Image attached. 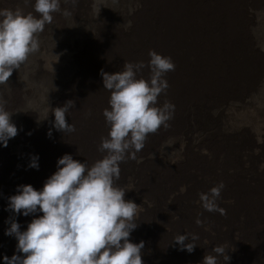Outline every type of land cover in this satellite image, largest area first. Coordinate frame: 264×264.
<instances>
[{
  "label": "bare ground",
  "instance_id": "1",
  "mask_svg": "<svg viewBox=\"0 0 264 264\" xmlns=\"http://www.w3.org/2000/svg\"><path fill=\"white\" fill-rule=\"evenodd\" d=\"M97 1L60 0L52 22L36 35L38 47L30 53L32 57L29 54L8 81L0 83V104L12 113V122L22 123L21 134L30 135L28 141H33L26 144L27 155L15 163L5 165V154L0 155V200L7 201V191L15 192L20 184L30 183L39 189L64 153L88 165L104 155L98 145L108 132L102 110L109 107L110 93L102 85L100 70L118 71L124 62L146 64L152 49L171 57L175 64V69L166 73L169 87L158 103L171 101L182 112L190 102L194 106L198 102L206 112L194 113L186 121L173 114L166 127L161 125L148 134L137 159L120 162L115 183H124L130 190L138 185L151 209L147 215L146 208L138 211L141 222L129 239L144 241L141 252L150 250L149 264H169V260L173 264H203L204 254L217 255V264H264V87L256 90L258 85L264 86L263 64L257 62L252 68L246 48L239 51L246 44L247 55L258 59L257 53L261 54L259 41L246 29L250 16L246 20L245 15L254 10L260 21L264 20V0H103L95 8ZM32 4L33 0H0V8L39 15ZM194 23L201 27L200 37L192 30ZM49 48L60 51L56 66L73 64L70 76L54 92L43 73L35 75L33 70V62L45 57ZM221 74L227 75L225 82ZM137 75L147 78L149 69L145 67ZM64 103L66 120L75 131L55 129L52 114L49 128H45L48 117L44 119L43 111ZM33 111L41 123L35 127L39 137L32 136L34 129L26 125ZM14 140H8L10 146ZM26 141L22 140L24 146ZM3 148L0 146L4 153ZM32 154L39 156L38 169L28 166ZM148 156L155 157V162L144 163ZM241 164H247L248 169L244 171ZM220 182L223 188L215 199L217 209L208 211L200 194ZM9 214L0 211V223ZM163 225L168 227L166 234L160 233ZM6 227L0 225V239ZM217 230L221 238L214 239ZM180 234L196 244L192 252L174 241ZM217 245L226 249L224 255L212 252ZM227 254L230 260L226 262Z\"/></svg>",
  "mask_w": 264,
  "mask_h": 264
},
{
  "label": "clouds",
  "instance_id": "2",
  "mask_svg": "<svg viewBox=\"0 0 264 264\" xmlns=\"http://www.w3.org/2000/svg\"><path fill=\"white\" fill-rule=\"evenodd\" d=\"M59 4L60 0H33V10L39 15L19 8H0V83L7 82L37 49L36 35L52 22V13L59 10ZM148 55L146 64L124 62L121 70H100L102 85L110 93L109 107L102 110L108 132L98 145L104 155L88 165L64 153L39 189L24 183L8 196L5 209L14 215L40 214L33 215L23 230L16 219H6L5 235L16 239V251L2 257L6 264H144V241L129 239L137 227L139 205L125 199L130 188L118 186L115 181L120 176V162L137 159L136 153L144 147L148 134L161 125L166 127L174 114L175 105L171 101L159 104L158 98L169 87L166 73L173 71L175 64L171 57L155 50L150 49ZM145 67L149 69L148 77L138 76ZM67 110L65 103L52 108L53 127L61 132L75 131L66 120ZM11 114L0 104V146H7L18 133ZM47 135L51 137V130ZM38 160V154H32L28 166L38 169ZM222 188L220 182L208 193L200 194L206 210L217 209L215 199ZM187 238L180 234L174 241L192 252L196 244ZM212 252L224 255L226 249L217 245ZM224 258L230 260L228 254ZM217 259V255L204 254L202 262L217 264Z\"/></svg>",
  "mask_w": 264,
  "mask_h": 264
},
{
  "label": "rangeland",
  "instance_id": "3",
  "mask_svg": "<svg viewBox=\"0 0 264 264\" xmlns=\"http://www.w3.org/2000/svg\"><path fill=\"white\" fill-rule=\"evenodd\" d=\"M111 1H114V0H111ZM104 3V1L103 0H98L97 2H96V5H95V8H99L102 4ZM251 11H253V12H251ZM249 12H250V14L251 15H249ZM254 10H249L248 11V15L246 14L245 15V18H246V20L247 19H249L250 18V22L247 24V26H246V29L249 31L250 29H251V31H252V33H253V36H254V40H258L259 41V45H258V50H259V52H261V54L259 53H257V55H258V59H256L255 57H256V55H254V56H249V55H247V54H249L250 52H249V50H248V47H247V45L245 44L244 46H241L240 48H239V51H243V49H245L246 48V56L248 57V59H249V65H251L252 64V68H255L256 67V63L257 62H261L263 65H262V71H261V73H262V75L264 76V20H261L260 21V14L259 15H257V13L255 12ZM250 16V17H249ZM249 17V18H248ZM258 19H259V21H258ZM254 21V22H253ZM260 23V25H259V23ZM194 26L192 27V30H193V32H195L194 34H196V36H198V37H200V35L201 34H203L202 33V31H200L201 30V27L200 26H197V24H193ZM186 26H188V24L186 25ZM188 27H190L191 28V26H188ZM197 27H198V29H197ZM252 27V28H251ZM189 28V29H190ZM196 28V29H195ZM248 28H250V29H248ZM195 30V31H194ZM189 31V30H188ZM196 31H197V33H198V35H197V33H196ZM251 31H250V33H251ZM263 31V32H262ZM187 32V31H186ZM201 32V33H200ZM260 34H262V35H260ZM257 35V36H256ZM260 35V36H259ZM43 41V40H42ZM197 41H199V40H197ZM39 42H41V39L39 40ZM49 50L50 51H48V52H45V53H47L46 54V58L43 56V57H41V58H39L38 60H40L39 62H36V60L33 62V70H34V73H35V75H41L42 73V75L44 76V78H46L47 79V81L49 82V85H50V91H52V92H54V91H57V87L59 88V83L60 82H63L64 80H65V78H68L69 76H70V74L72 73V71H73V64H67V65H65V66H56L55 65V62H56V60H59V55H60V51L59 50H57V51H54V49L53 48H49ZM56 52V53H55ZM256 52H258V51H256ZM59 53V54H58ZM54 55V56H52V55ZM254 54H255V52H254ZM31 55V54H30ZM30 55H28V56H30ZM49 55V56H48ZM260 55V56H259ZM28 56H27V58L25 59V60H27L28 59ZM53 58H52V57ZM31 57H32V55H31ZM36 57V56H35ZM44 58V59H43ZM41 59H42V61H41ZM212 59H215V57H214V54H213V56H212ZM45 61V62H44ZM24 62V61H23ZM22 62V63H23ZM214 62H216L215 60H213V64H214ZM21 63V64H22ZM49 63H51V64H49ZM45 64V65H44ZM52 65V66H51ZM40 66V67H39ZM44 68V69H43ZM50 68H52V69H50ZM55 68H57V69H55ZM36 70V71H35ZM50 70V71H49ZM48 71V72H47ZM40 72V73H39ZM46 72V73H45ZM50 73V74H49ZM58 73H59V75H58ZM53 75V76H52ZM256 75V74H255ZM46 76V77H45ZM251 76H253V74H251ZM56 77V78H55ZM219 77H222L223 79V81L225 82L226 80H227V75H223V74H221V76H219ZM225 79V80H224ZM34 81V85H36V81H37V79H34L33 80ZM259 86V87H258ZM257 87H256V90H257V88H259V89H262L264 86L262 85V87H261V85H258ZM53 87V88H52ZM61 88H62V85H61ZM53 89V90H52ZM250 93V92H249ZM22 104H24V103H22ZM30 106L32 105V104H29ZM199 104H198V102H196L195 103V106H194V103L193 102H190V104H189V106H187L186 108H185V110L184 111H182L181 112V110H180V106H176V104H175V110H174V115L176 114L177 115V117L179 118V119H184V120H182V121H186L189 117H191L194 113H200V114H202L203 112H206V108H205V110L203 111L202 109H200V106H198ZM191 106V107H190ZM197 106V107H196ZM177 107H178V109H179V111L180 112H178V109H177ZM193 109V111H192V109ZM199 108V110H197ZM196 111H198V112H196ZM200 111V112H199ZM212 110H210L209 111V113L211 112ZM35 112V113H34ZM52 109L51 110H45V111H43V117L45 118L46 116L48 117V124H45V123H43V126H46L45 128H49V122H50V120H51V118H52ZM184 112V113H183ZM48 113H49V115H51V116H49L48 115ZM189 113V114H188ZM14 114H15V116L17 117V115H18V110L17 109H15V112H14ZM13 114V115H14ZM35 114H37V111H33V112H30V114H29V116H28V121H27V123H26V125L29 127V125H30V129L31 130H33L32 132H31V135L33 136V135H36V136H38L37 135V131H35L36 129H35V127H37V126H39L40 124L38 123V122H40V120L38 119V118H36L35 117ZM181 114H182V116H181ZM185 114H188V116L187 115H185ZM191 115V116H190ZM50 117V118H49ZM181 117V118H180ZM185 117H187V118H185ZM36 118V119H35ZM35 121V122H34ZM18 123V121H16V123H15V125L18 127L19 126V129H18V133H17V135L15 136V140L13 141V143H15V144H13L12 143V145L10 146V144L8 143L7 144V146H2V147H4L3 148V150H4V153L3 152H1L0 151V155L1 154H5L4 155V157L2 158V161L4 162V164L5 165H7L8 164V162H16L17 160H20V159H22L21 157H23L24 156V154H26L27 152H26V149H28L27 148V146H26V144L28 143V142H33L32 140H30V141H28L29 140V138H32V137H30V135H26V134H21L22 133V131H23V126H22V123L19 121V123ZM21 123V124H20ZM22 129V130H21ZM29 129V130H30ZM35 133V134H34ZM22 135V136H21ZM19 136V137H18ZM39 137V136H38ZM23 138H25V139H23ZM26 140L27 139V141L25 142V146L23 145V143H22V140ZM16 140L18 141L19 140V143L17 144V142H16ZM9 142V141H8ZM8 146H10V148L8 147ZM7 147V148H6ZM21 147V148H20ZM15 150H14V149ZM24 148V149H23ZM6 149V150H5ZM12 149V150H11ZM11 150V151H10ZM14 150V151H13ZM24 150V151H23ZM254 150V149H253ZM13 151V152H12ZM17 151V152H16ZM22 153V154H21ZM9 155V156H8ZM12 155H13V158H12ZM27 155V154H26ZM243 157H244V155H243ZM242 157V158H243ZM17 158H20V159H17ZM149 158V159H148ZM155 160H156V158L154 157H151V156H148L147 157V159L145 160V161H143L144 163L146 162L147 164L149 163V164H151V163H154L155 162ZM246 167H245V166ZM241 166V168H244L245 170L244 171H246V169H248V166H247V164H241L240 165ZM1 185V184H0ZM5 185V184H4ZM2 186V188H1V190L3 189V184L1 185ZM118 186H121V187H124V188H126V186H125V184L124 183H122L121 184V182H120V184L118 185ZM10 189H12L11 188V186H10ZM127 189V188H126ZM12 191V192H11ZM11 191H7V195H10V194H13L14 192H13V190H11ZM141 196H142V199L144 200H142L141 199ZM5 198V197H4ZM125 199H131V200H133L134 202H136L138 205H139V211H141V212H144V210H145V208L147 209V211H146V215L147 214H149V212H150V210L151 209H148V206L150 205L149 204V201L148 200H146L145 198H144V195L142 194V189L141 188H139L138 187V185L133 189V190H127L126 191V193H125ZM6 204H7V201H2V200H0V211H2V210H6L5 209V206H6ZM147 205V206H146ZM8 211H10V214H9V217L8 218H14L15 219V215L12 213V211L11 210H8ZM220 211V210H219ZM219 211H218V213H219ZM221 212V211H220ZM40 213H34V214H31V215H28V216H24V215H19V214H17V218H16V220L20 223V227H21V230H23L27 225H24V224H26V223H28L31 219H32V216L33 215H39ZM225 215V214H224ZM30 216V217H29ZM25 219H26V221H25ZM135 222L137 223V226L139 225L138 223H140L141 222V217H139V216H136V218H135ZM176 223H180V221L179 220H177L176 221ZM1 224H3V225H5V226H8V224L6 223V221L4 222V223H0V225ZM230 224H232L233 225V229L231 230L232 231V233L233 234H235V229H236V225H235V221L231 218V223ZM24 226V227H23ZM204 227V225H202L201 226V229ZM140 228H141V226H140ZM167 230H168V227H166L165 225H163V227L160 229V233L161 234H166L167 233ZM4 231H5V229H4ZM2 232H3V230H2ZM11 237H13V236H9V235H5L2 239H0V253H4V254H1V257H0V264H6V262L2 259V257L3 256H5V255H7V256H11L13 253H14V249H15V247H14V244L16 243V239H14L15 237H13L12 238V240H11ZM219 238H221V233H220V231L219 230H217L216 231V234H215V236H214V239H219ZM11 240V241H10ZM134 242V241H133ZM7 243H10L11 245H9V247L7 246ZM13 245V246H12ZM4 246V247H3ZM12 246V247H11ZM10 249V250H9ZM3 250V251H2ZM9 250V251H8ZM11 250H12V252L13 253H11ZM2 251V252H1ZM10 252V253H9ZM17 254H19V253H17ZM141 258H142V260H143V262H144V264H149V262L151 261V252H150V250H148V249H146V250H144V254L141 252ZM145 260H148L147 262H145ZM169 264H173L172 262H171V260H169Z\"/></svg>",
  "mask_w": 264,
  "mask_h": 264
}]
</instances>
